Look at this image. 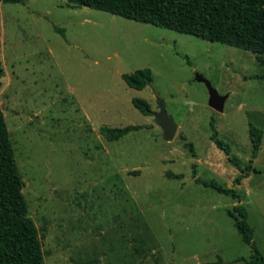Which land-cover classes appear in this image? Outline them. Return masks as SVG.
Returning <instances> with one entry per match:
<instances>
[{
    "label": "rangeland",
    "instance_id": "rangeland-1",
    "mask_svg": "<svg viewBox=\"0 0 264 264\" xmlns=\"http://www.w3.org/2000/svg\"><path fill=\"white\" fill-rule=\"evenodd\" d=\"M62 29L64 36L55 31ZM264 60V57L262 58ZM0 108L38 229L45 264H244L251 250L227 214L242 204L264 255V74L258 55L67 0L0 2ZM148 68L129 88L121 75ZM207 79L223 110L208 105ZM146 100L149 115L131 100ZM157 99L177 124L166 142ZM244 165L249 123L263 131L257 172L240 174L210 139ZM141 125L117 141L101 127ZM191 142L196 159L190 156ZM235 188L239 201L195 183ZM133 172H136L134 174ZM180 175V179L167 174Z\"/></svg>",
    "mask_w": 264,
    "mask_h": 264
},
{
    "label": "trees",
    "instance_id": "trees-1",
    "mask_svg": "<svg viewBox=\"0 0 264 264\" xmlns=\"http://www.w3.org/2000/svg\"><path fill=\"white\" fill-rule=\"evenodd\" d=\"M25 4L28 0H0V2ZM70 8L86 7L128 20L190 35L213 43L235 47L258 55L264 65V0H67ZM64 36V31L55 28ZM1 69V66H0ZM264 80V74L254 76ZM124 83L132 89L143 90L152 82L148 68L121 75ZM133 107L143 115L151 113L150 104L143 99L131 100ZM210 139L223 151L231 165L240 171L233 185L238 186L251 172H257L254 160L260 149L263 131L249 123L248 135L251 154L241 165L231 155L230 146L217 136L211 120ZM144 128L128 125L122 128L101 127L100 133L107 141H117L130 132ZM182 140H186L183 135ZM193 159H196L193 144L183 142ZM196 164H192L195 183L214 189L217 193L239 201L235 188H227L216 181H202L197 176ZM136 174V172H133ZM180 179V175L167 174ZM24 183L17 168L14 149L0 108V264H45L41 238L37 227L28 216V204L22 193ZM227 214L233 219L243 242L249 246L248 259L236 258L233 262L264 264V255L253 241V230L249 226L247 210L242 204L233 206ZM158 264V263H157Z\"/></svg>",
    "mask_w": 264,
    "mask_h": 264
},
{
    "label": "water",
    "instance_id": "water-1",
    "mask_svg": "<svg viewBox=\"0 0 264 264\" xmlns=\"http://www.w3.org/2000/svg\"><path fill=\"white\" fill-rule=\"evenodd\" d=\"M196 81L201 82L205 85L208 91V105L216 112H221L223 110V104L226 99V96H221L218 92L212 87L211 83L201 75L195 76ZM158 111L153 114V122L161 129L162 138L164 141L169 142L173 140L177 124L174 122L173 118L167 114L164 102L160 99H157Z\"/></svg>",
    "mask_w": 264,
    "mask_h": 264
}]
</instances>
